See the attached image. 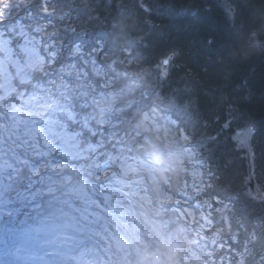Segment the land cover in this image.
Instances as JSON below:
<instances>
[{
	"label": "trees",
	"instance_id": "16d2710c",
	"mask_svg": "<svg viewBox=\"0 0 264 264\" xmlns=\"http://www.w3.org/2000/svg\"><path fill=\"white\" fill-rule=\"evenodd\" d=\"M20 24L55 56L35 82L57 79L71 65L85 68L91 95L113 105L104 111V127L92 123L94 128L102 137L116 138L126 153L156 164L165 195L185 207L204 204L212 220L207 232L218 234L221 245H210L202 264H264V199L249 190L246 149L239 145L234 150L229 133L215 138L228 114L264 132V0H0V31L14 36ZM167 57L171 60L164 70ZM93 61L104 75H96ZM7 101H0L5 119ZM89 103L78 100V111L98 110ZM152 113L160 114L161 121L162 115L169 116L183 137L170 141L143 128ZM84 130V144L98 140ZM175 146L196 151L205 178L190 196L185 195L186 171L171 158ZM250 146L254 180L264 193V135L251 139ZM34 155L29 158L36 166L47 163L48 158ZM58 157L66 165L79 162ZM26 160L12 181L16 187L26 188V181L30 187L36 177ZM145 193L151 204L145 203V211L163 208ZM186 256L178 252L171 260L182 263Z\"/></svg>",
	"mask_w": 264,
	"mask_h": 264
},
{
	"label": "rangeland",
	"instance_id": "374dc122",
	"mask_svg": "<svg viewBox=\"0 0 264 264\" xmlns=\"http://www.w3.org/2000/svg\"><path fill=\"white\" fill-rule=\"evenodd\" d=\"M19 26L14 30L23 34L20 50L12 36L0 31V101L9 100L10 113L0 118V264H202L201 255L210 245H221L218 234L207 232L212 220L204 204L185 207L176 202L180 199L165 195L158 186L156 164L126 153L116 138L102 137L94 128L92 123H106L104 111L113 105L110 99L91 95L85 68L71 65L57 79L35 82L47 62L39 50L40 38ZM92 65L96 75L105 74L97 62ZM87 99L98 110L81 114L77 101L86 104ZM160 117L147 115L143 128L170 141L183 137L175 121ZM79 124L84 128L73 127ZM84 129L98 140L84 144ZM16 143L19 152L12 149ZM250 143L239 144L251 165L249 190L264 199L254 181ZM175 148L171 158L186 171L185 195L190 196L205 178L196 151ZM11 153L27 159L36 172L30 187L19 186L15 192L13 174L7 173L17 166ZM30 153L48 158L47 163L36 166ZM58 155L79 162L62 164ZM146 189L161 197L164 210H144L150 202ZM221 211L223 217L226 207ZM183 251L190 254L185 261L171 260Z\"/></svg>",
	"mask_w": 264,
	"mask_h": 264
},
{
	"label": "snow or ice",
	"instance_id": "6c2138e0",
	"mask_svg": "<svg viewBox=\"0 0 264 264\" xmlns=\"http://www.w3.org/2000/svg\"><path fill=\"white\" fill-rule=\"evenodd\" d=\"M221 131L215 137L219 139L220 135L229 133L227 139H230L234 145V150L239 147V144H246L250 139H255L260 135H264L257 126L251 121L239 122L234 119L231 114L226 115V118L220 126ZM241 129L245 131L241 133Z\"/></svg>",
	"mask_w": 264,
	"mask_h": 264
},
{
	"label": "water",
	"instance_id": "95a60500",
	"mask_svg": "<svg viewBox=\"0 0 264 264\" xmlns=\"http://www.w3.org/2000/svg\"><path fill=\"white\" fill-rule=\"evenodd\" d=\"M170 60H171V57L165 58L163 60L164 69H167Z\"/></svg>",
	"mask_w": 264,
	"mask_h": 264
}]
</instances>
